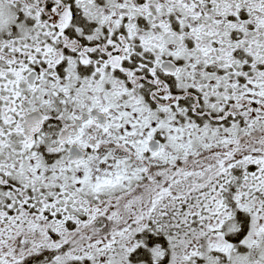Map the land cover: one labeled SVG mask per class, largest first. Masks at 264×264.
I'll return each instance as SVG.
<instances>
[{
	"label": "snow or ice",
	"instance_id": "1",
	"mask_svg": "<svg viewBox=\"0 0 264 264\" xmlns=\"http://www.w3.org/2000/svg\"><path fill=\"white\" fill-rule=\"evenodd\" d=\"M0 264H264V0H0Z\"/></svg>",
	"mask_w": 264,
	"mask_h": 264
}]
</instances>
